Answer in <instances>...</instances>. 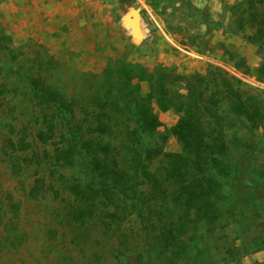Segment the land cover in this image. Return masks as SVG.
I'll return each instance as SVG.
<instances>
[{
  "label": "rangeland",
  "instance_id": "1",
  "mask_svg": "<svg viewBox=\"0 0 264 264\" xmlns=\"http://www.w3.org/2000/svg\"><path fill=\"white\" fill-rule=\"evenodd\" d=\"M131 7L141 9L142 41L121 23ZM254 12L261 18L264 0H0V264H146L148 256L154 264L170 241L167 234L187 244L177 264H264V90L225 68L264 83V32ZM160 69L200 76L205 95L215 90L212 73H221L260 106L263 120L252 129L227 101L218 104L228 149L216 221L193 227L178 220L168 199H150L143 172L160 177L164 162L145 151L182 152L169 133L180 114L153 104L162 126L142 134L145 151L137 166L127 149L132 142L103 139L118 146L128 173L123 187L104 186L99 218L69 223L72 197L60 179L87 180L85 159L75 156L69 168L56 163L53 143L36 139L43 115L53 117L57 132L68 129L90 140L94 100L116 90L119 71L146 92L141 78ZM33 83L54 94L48 105L33 99ZM183 87L180 81L170 89L185 93ZM124 122L140 131L130 114ZM20 137L30 149H15Z\"/></svg>",
  "mask_w": 264,
  "mask_h": 264
},
{
  "label": "trees",
  "instance_id": "2",
  "mask_svg": "<svg viewBox=\"0 0 264 264\" xmlns=\"http://www.w3.org/2000/svg\"><path fill=\"white\" fill-rule=\"evenodd\" d=\"M257 16V12H254L253 21H257L262 28L258 30L264 32V13L261 18ZM10 69L14 70L13 67ZM262 70L264 72V68ZM119 74L122 77H118L116 90L106 94L103 101L99 97L94 100L92 118L95 126L90 131V140H84L80 132L68 129L57 132L53 117L48 118L47 114L43 115L44 128L36 133V139L42 144L53 143L52 158L61 167L73 166L75 156L85 159L84 173L87 180L63 176L60 179L62 188L72 197L65 214L68 222L83 225L99 218L97 198L104 186L110 185L113 189L123 187L128 173L121 164L118 146L111 139H103L112 136L132 142V147H126L132 152L137 166L138 159L145 151L142 134L153 132L162 126L153 110L155 104L159 111L173 109L180 114L169 133L181 143L182 152H162L159 148L145 151L147 158L160 155L164 162L160 177L151 172H143L151 187L150 199H168L179 212L178 220L191 223L193 227L200 221L213 224L217 219L216 205L221 197L220 177L227 174L225 157L228 148L222 126L223 117L217 113L218 104L224 99L234 116L244 117L252 129H258L263 116L257 101L244 98L228 79L216 72L211 75L215 90L209 95H205L200 89L202 79L197 75L184 77L163 69L156 70L141 78L147 83V91L144 92L139 83L131 87L133 77L129 72L124 70L119 71ZM180 81H184L185 93L170 89ZM31 91L38 106L43 103L48 105L54 99L53 93L43 92L36 83L31 85ZM129 114L135 119L140 131L130 129L125 124V118ZM121 117L122 122L119 121ZM112 126H117V129L111 131ZM57 137L58 142L55 141ZM16 144L15 149L19 151L31 148L24 137H20ZM106 215L110 219L117 217L114 212ZM167 236L170 241L165 240L159 251L160 260L154 264H177L176 261L187 249V244H179L173 235ZM171 246L175 247L174 250L168 256L165 255L166 249ZM146 264H152L149 256Z\"/></svg>",
  "mask_w": 264,
  "mask_h": 264
},
{
  "label": "water",
  "instance_id": "3",
  "mask_svg": "<svg viewBox=\"0 0 264 264\" xmlns=\"http://www.w3.org/2000/svg\"><path fill=\"white\" fill-rule=\"evenodd\" d=\"M121 23L129 29V33L136 41H142L144 38L141 28V9L139 7H131L121 17Z\"/></svg>",
  "mask_w": 264,
  "mask_h": 264
},
{
  "label": "built area",
  "instance_id": "4",
  "mask_svg": "<svg viewBox=\"0 0 264 264\" xmlns=\"http://www.w3.org/2000/svg\"><path fill=\"white\" fill-rule=\"evenodd\" d=\"M138 3L140 4H144L145 0H136ZM225 68L230 71L237 79L242 80L243 82L251 85L252 87L256 88V89H261L264 90V83L259 82L258 80L254 79V78H249L247 76L241 75L233 70H231L230 68L226 67Z\"/></svg>",
  "mask_w": 264,
  "mask_h": 264
}]
</instances>
